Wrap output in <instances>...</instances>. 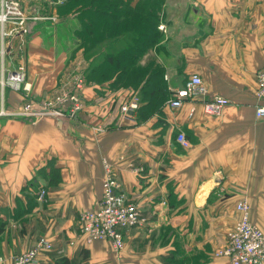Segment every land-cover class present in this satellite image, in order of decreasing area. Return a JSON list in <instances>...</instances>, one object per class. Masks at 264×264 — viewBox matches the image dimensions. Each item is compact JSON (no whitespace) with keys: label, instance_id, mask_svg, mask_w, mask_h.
<instances>
[{"label":"crops","instance_id":"0c3cea01","mask_svg":"<svg viewBox=\"0 0 264 264\" xmlns=\"http://www.w3.org/2000/svg\"><path fill=\"white\" fill-rule=\"evenodd\" d=\"M159 4L161 38L146 49V60L155 58L174 90L197 74L206 99L222 96L228 104L213 117L200 101L172 110L171 96L159 114L140 118V110L125 118L120 98L102 92L103 82L87 80L76 119L0 117V264H13L40 239L46 247L35 264H230L213 252L237 220L240 199L264 232V118L255 116V107L264 105L255 95L256 74L264 70V0ZM74 7L63 17L55 13L50 28H30L26 40L0 57V75L23 66L27 89L0 86V109L16 111L25 99L47 96L70 73L87 76L93 68V56L80 46ZM177 132L185 134L187 147L175 142ZM103 157L147 219L123 233L118 252L80 233V213L96 208L101 196Z\"/></svg>","mask_w":264,"mask_h":264},{"label":"built area","instance_id":"2783aa9c","mask_svg":"<svg viewBox=\"0 0 264 264\" xmlns=\"http://www.w3.org/2000/svg\"><path fill=\"white\" fill-rule=\"evenodd\" d=\"M22 0H0V57L13 51L15 40L28 33V20L47 19L56 21L55 14L38 16L26 15L21 6ZM66 0H51L55 4H63ZM5 39H8L5 43ZM24 69L18 65L14 71L1 72L0 86L13 91L27 90L24 86ZM84 74L81 71L70 73L64 83L56 87L40 100L25 99L18 110L7 111L0 109V117H50L54 119H76L82 111L84 102L82 92L85 87ZM23 87V88H22ZM205 87L197 74H191L182 88L174 91L168 101L172 110L180 109L185 102H201L203 113L217 117L228 104V99L222 96H212L208 99ZM258 99H264V70L256 74V91ZM136 109V103L122 104L121 115L130 118ZM194 108L191 107L190 114ZM255 116L264 118V105L255 107ZM175 142L181 147L188 146L183 132L175 134ZM104 175L101 183V196L94 209L80 213V232L88 243L99 240L109 242L112 251L122 249L123 233L134 228H141L147 223L146 217L137 204L128 199L117 181L111 162L101 159ZM44 190L38 193V199L44 197ZM238 213L233 227L227 232L222 248L215 256L225 257L230 264H264V232L250 221V207L246 199H240L235 204ZM46 247L44 239L38 240L29 250L13 257V264H35L37 254ZM1 260V255H0Z\"/></svg>","mask_w":264,"mask_h":264},{"label":"trees","instance_id":"16d2710c","mask_svg":"<svg viewBox=\"0 0 264 264\" xmlns=\"http://www.w3.org/2000/svg\"><path fill=\"white\" fill-rule=\"evenodd\" d=\"M81 3H87V5L84 6L83 10L79 9L80 11L77 14L81 22V30L77 32V35L80 39V46L84 48L86 57L90 58L96 52H103L107 44L111 41H117L116 39L118 37L120 38L119 34L122 29L128 30L130 35L135 36L137 34L142 37L143 41L141 44L144 45L141 49L136 43L137 40L132 41L128 43L130 45L129 48L121 51L116 50V52L107 50L101 54L100 59L99 56L93 58L91 64L93 68L88 71L87 76L84 75L85 86L87 85V80L95 79L104 82L105 73L108 75V72H114L116 75V80L113 81L114 83H124L123 79L127 80L128 78H131L132 81H138L146 77L148 82L152 84L156 83L155 85H151L148 92L150 94L158 90L161 92L162 88L158 89L155 77L157 74L159 78L162 76V67L158 63H154L153 65L158 71L155 74L147 73L148 75H145L144 72L142 73L140 70L134 69L133 65L137 60L136 55L130 54V52L146 51V49L153 47L160 40L161 35L157 30V23L160 20L158 15L159 0H140L134 6H131L127 0H70L65 6H67V11H69L74 7L72 5H80ZM144 13L146 14L145 20ZM131 17H135V20L138 18L140 21H144V24L138 25L137 27L133 25V29H131ZM125 19L128 20L125 21ZM146 20L148 21L146 22ZM105 68L106 71L103 72L102 70ZM135 85L134 87H136ZM162 94L163 97H166L164 90ZM162 100L164 101V99ZM174 262L179 264L177 261Z\"/></svg>","mask_w":264,"mask_h":264},{"label":"rangeland","instance_id":"374dc122","mask_svg":"<svg viewBox=\"0 0 264 264\" xmlns=\"http://www.w3.org/2000/svg\"><path fill=\"white\" fill-rule=\"evenodd\" d=\"M22 1H21V6L25 10L26 15L37 14L38 16H41V17L45 16L46 17L49 14H55V13L57 14L58 13V15L63 17V16H65L67 14V12L70 11V10L67 11V6H65V2L63 4H61V5H59V4H55L53 2L51 4V0H27V1L23 2V3H22ZM72 6H78L79 9H81L80 5H72ZM161 7H162V5L159 4V6H158V15H159L160 20L157 23V26H159L161 18L163 17V14H162V11H161ZM75 8L76 7H73L72 11ZM144 10H145V12H147L146 9H144ZM145 16H146V14L144 13V20L146 18ZM126 20H128V19H125V21ZM147 21L148 20H146V22ZM34 22H36V24H34V25L32 24L33 25L32 26L31 23H34ZM54 22L56 24L57 21H51V20H47V19L46 20L45 19L28 20V33H29V29L30 28H38V27L50 28L51 25L52 26L55 25ZM130 22L132 23L131 24V26H132L131 29H133V25L137 27L138 25L144 24V21H140L138 18H136V20H135V17L134 18L131 17L130 18ZM29 24L31 25V27L29 26ZM58 24H60V23H57V25ZM63 24H65V22ZM0 27H1V25H0ZM26 35H24V37ZM124 35H129V36H124ZM119 36H120V38L119 37L117 39L115 38L117 41H111L109 44H107V46L105 47L103 52L94 53L93 54V58H96V57L99 56V59H100L101 58V54L105 53L107 50L116 52V50H120L121 51V50H124L125 48H129L130 45H128V43H130L132 41H136V40H137V42H136L137 45L141 49L144 47V45L141 44V42L143 41V38L138 36L137 34L135 36L130 35L129 31L126 30V29L125 30H123V29L120 30ZM26 38H27V36L25 37V40H26ZM7 40L8 39L4 40L5 43L7 42ZM0 42H1V37H0ZM17 43H18V40H15L14 46H16ZM22 43L23 42L21 40V44ZM130 54H132L134 56L136 55V59L137 60H136V63L133 65L135 70H140V72H142V73L144 72L145 75L147 73L148 74L149 73L155 74L158 71V69L155 68L154 65H153L154 63L155 64L157 63L155 58L151 56L150 59L146 60V58L144 56L146 53H145L144 50H143V52H140V51L133 52V53L130 52ZM151 60H153V61H151ZM102 71L105 72L106 68L103 69ZM103 78H104V76H103ZM187 78H185V80ZM93 80H95V79H93ZM114 80H116V75L114 74V72H112V73L108 72V75H106V73H105V79L103 80L104 82L102 83V86H100L103 89L102 92H104L105 94L109 93V94L113 95V99H115V100L120 98V100L118 101V102H120L119 105H118L119 106V111H120V107H121L122 104L130 103L131 101H134L136 103L135 111H138V113H139V111L141 110L140 115H139V117H141V118H144V116H147L148 114H159L160 110L162 109L161 108L162 107V103L166 102V100L168 98H170L173 95L174 91L176 90V89L174 90L172 88V86L169 83H167V81L164 79V69H163L162 76L160 78H159L158 74L155 77V80L157 81L158 89L162 88V91L160 92L158 90L157 92H155L153 94H150L148 91L150 90L151 85H155L156 83L152 84V83L148 82L146 80V77L143 78L142 80L140 79L141 81L140 80L132 81L131 78H128L127 80L123 79L124 83H119V84H117V82L114 83L113 82ZM185 80H184V82H185ZM95 81L98 82V80H95ZM184 82L181 83V87L184 85ZM61 84H59L58 86H60ZM134 84H136L135 85L136 87H134ZM181 87H179V88H181ZM163 90H164V93H166V97H163V94H162ZM165 98H166V100H165ZM162 99H164V101ZM114 103H116V101ZM225 238H226V236H225ZM213 256H215V252H213ZM171 264H177V263L176 262H172Z\"/></svg>","mask_w":264,"mask_h":264}]
</instances>
